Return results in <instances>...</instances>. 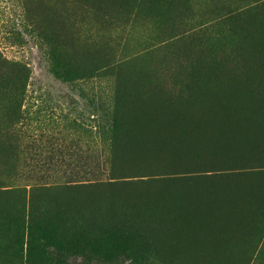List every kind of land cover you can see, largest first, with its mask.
Returning a JSON list of instances; mask_svg holds the SVG:
<instances>
[{
  "label": "rangeland",
  "instance_id": "obj_1",
  "mask_svg": "<svg viewBox=\"0 0 264 264\" xmlns=\"http://www.w3.org/2000/svg\"><path fill=\"white\" fill-rule=\"evenodd\" d=\"M58 1L0 0V54L7 61L17 62L22 65L25 68L23 74L26 77L21 87L18 85L0 86V264H122L120 261L104 262L97 255L100 248L98 247L97 249L96 247L93 249L91 246L89 247V244L92 245L103 234L105 235V232L111 230L127 237V241L124 244L125 247L142 255L141 264H264V149L262 150L264 148V138L261 137L260 140L259 137L261 133L264 136V126L262 122L261 131L259 128L261 124L258 123H261L263 119L248 117L249 120L252 118V121H255H251L254 123L253 128L255 123H258L255 132L252 130L253 128L250 129L248 127L250 124L248 119H246L248 124L245 120H243L245 123L242 121L243 125L250 129V131L245 133H255V135L254 133L251 134V136H254L252 137L253 140L257 131L259 132L257 138H259L260 143L262 140L263 142L258 148V140L256 142V139L253 141L251 136L248 137L250 133L246 135L251 140L245 139L244 142L243 139L246 138L244 131L248 129L242 127L240 122L239 124L236 122L237 124L235 123V125H238L236 128L242 127V130L243 128L245 129L242 131L243 133L240 132L241 128L238 131L245 137L241 138L238 136L240 138L237 142L234 140H238L237 136L232 140L233 136L231 137L226 130L227 126L232 124H226L227 122L224 121L223 124L225 123V125L223 128H219L222 127L221 122H217L221 123L219 124L221 126H216V122L215 124L213 123L217 118L216 116H213V120H208V118H212V108L204 106L205 102H209L213 96H216L215 94L218 91L223 90V85L224 88L226 87L225 84L232 88L235 84V87H237V83H239L241 86L239 88L243 90L244 88L242 87L246 83L244 85L245 92L243 91L242 94H246L248 90L252 93L254 91L253 95L251 92H248V95L246 94L250 99L253 96L258 98L264 93V74H262L264 73L262 72L264 71V0H67L65 7L59 11L60 18H58L56 6ZM25 14L28 15V19H25ZM40 18L48 25V30L52 27L54 28L55 32H51L57 36V41L54 45V51L57 53L56 62H52L49 57L50 48L48 49L43 43L39 42L35 35L28 33L32 25L37 24ZM261 60H263V66L261 65ZM54 67L57 68L58 74L54 73ZM254 67L257 68L254 69ZM257 69L258 71L260 70L261 74L258 73ZM251 70L253 71L251 72ZM254 72H256L255 76L252 77ZM208 74H218L222 80L219 79V76L217 79V77L215 78L216 75L211 77ZM247 74H250L249 77L252 80L251 82L249 79L248 84L243 80L245 79L244 77L248 76ZM259 74L261 79H259ZM204 75L208 76L205 77ZM223 76L227 79L231 77V79L229 81L227 79L223 80ZM203 77L204 79L214 80L208 79L206 81V85L209 87L215 80L216 82L217 80L223 82L221 85L222 82L218 81L220 86L215 82L216 86L213 87L217 91V86H219V90L214 92L212 89V94L215 93L213 96L211 94L207 96L208 92L211 91V87L207 86L206 88V79L204 80ZM255 77L261 82L259 83L258 81V84L253 83V81H257ZM247 78L245 80H248ZM237 80L239 81L237 82ZM241 83L244 84L241 85ZM254 84H261L263 89L259 86L257 87L262 90L256 88ZM136 85L143 88L146 86L147 90L149 89L148 93H157L158 91L162 94H160L161 96L163 94L169 96L173 99V104L176 100L180 101L175 103L176 106L183 105L182 102L187 99L193 101V104L190 101H186L187 105L184 102L182 108L188 112L191 111L190 108L188 110L184 106L190 105L191 108H194L192 105H195V103V109L200 106L199 110L197 109L199 112L197 110L195 112L197 114L201 112L204 114L203 117L206 114V109H208L207 112L210 110L209 112L211 113H207L208 116L211 115L210 117L206 115L208 118L205 119L200 116L202 114H199L197 116L198 118L200 116L201 119L196 117L197 120L192 108L193 111H191L192 114L189 117V123H192L190 121L194 118L195 121H198V124H196L197 122L193 123L195 127H192L194 130L201 127V132L204 133L203 136L199 132L200 130L197 131L196 129L194 133L192 127H185V129H189L188 132L192 131L187 136L191 134L193 135L192 137L191 135L187 137L186 134L182 136L179 131V135L181 134L185 142L181 140V136H179L181 139L178 137V134L176 135L177 137L171 134L177 139L169 135L172 137L171 139H175V141L174 139L172 141L178 142L179 138V141L181 140L180 142L186 144L187 148L190 146V150L183 146L188 150L186 157H184L186 149L184 152V148L181 146L182 143L178 142L179 145L177 143V146H175L176 143L174 144V142L170 141L174 144V147H182L183 151L181 148H178V151L176 150V152H184L181 155L179 153L180 157L176 152L173 153L175 149H173L174 147L172 148V144L169 142L170 139L164 137L168 139L165 143H170L171 147L168 144V146L163 144V147L165 145L164 149H166V152L173 149L170 152L173 153L172 155L179 156L180 158L178 159L180 161L175 160L177 157L173 158L174 156L170 157L173 158L171 160L168 157L171 154L168 153L169 151L167 152L168 154H164L166 152L160 147L162 146V140L158 142L159 139H157L156 143L157 145L161 143L158 146L163 150V153L161 152V154L160 150L158 151L154 146L155 150H153L154 152L151 155L154 157L155 153L161 156L167 155L166 157L164 156V159L166 158L165 161L163 157L161 159L158 157L160 155H156V159L152 160V156L147 155L153 149L151 148L153 146L150 144L151 142H148L149 145L144 142V145H148L147 147L151 146L150 150L142 143H139L142 145V150L138 151V157L133 156V153L137 155L138 148L136 149L135 146L139 147L138 143H136L138 139L133 142L135 137L131 134L134 130L132 108L134 107L133 91L137 87ZM251 85H253L252 87L255 90L252 89ZM201 86L207 92L206 96L205 93H202L206 97V101L204 99L205 102L201 101L203 100V95L201 94L202 97L199 96L200 92H203L201 91ZM228 86L226 88L229 89ZM247 87L249 88L247 89ZM143 88L139 87L135 90H143ZM197 88L198 92L195 91ZM208 88L209 90L207 91L206 89ZM147 90L143 91L146 92ZM191 91H195L196 96L198 95L201 99L195 97V92ZM190 92L191 94L193 93L194 98L190 96ZM223 92L225 91L223 90L219 94ZM261 96H264V94ZM207 97L210 98L207 99ZM195 99L203 102L201 103L203 105L202 108L201 104L197 105L199 103ZM212 99L210 102H212ZM210 104L207 103L206 106L210 107ZM200 109H204V113ZM128 111L130 120L127 115ZM202 118L208 121L205 122ZM199 120L202 121L200 122ZM203 121L205 124L202 123ZM209 121H212V125L210 123L211 127L209 125L210 128L207 126ZM216 121H220V119H216ZM184 123H181V127ZM187 123H185V126ZM199 123L204 126L202 124L199 126ZM233 126L228 128L232 127L231 131H233L235 128ZM202 128L203 131L205 128L206 130L210 129L213 132H208L215 134L207 133L206 130L203 132ZM215 129L218 130L219 135H221L219 137L222 139L218 137ZM223 129L226 131L225 133ZM236 131L237 129L234 130L235 135H237ZM205 132L209 135L206 139L211 138L214 146H205L207 142L205 138H202L205 137ZM221 132L226 134V136H230L228 139L230 138L229 140H232L233 143L236 142L237 146L230 143L231 141L225 135L222 137L223 134ZM198 133H201V138H198ZM184 137H187V139ZM188 138L194 142L192 143V140L190 141ZM214 138L218 139V141L224 138L225 140L223 141L225 143L223 141L219 143L216 139L213 142ZM130 139L131 142L137 145L131 144L129 142ZM200 139H203L206 144H203V140L200 141ZM240 139L244 143L247 140V146L249 147L252 142L257 143V146L254 143L257 148L252 146L255 150L257 149L256 153L254 149H250L251 147L248 152L246 150L248 147L244 148V144L240 148L239 146L241 145H238V143H243ZM186 140L188 141L186 142ZM195 140L202 142L201 144L199 142L196 143L199 146L202 145L200 149L204 148L205 150L202 149V151L204 150L205 153L199 150V146L195 145ZM189 141L190 145L187 144ZM126 142L130 143L129 146L134 150L133 153ZM154 142L155 140L152 143L156 145ZM212 143L208 142L209 145ZM216 144L217 147L215 149ZM221 144L222 148H219ZM131 145L134 147L132 148ZM223 145H227V147L225 146V148ZM158 146L157 148H159ZM166 147H169V149ZM233 147L236 150H240L233 151ZM217 148L218 150L225 148L222 151V154L225 155H222L221 150L218 151ZM242 148L245 150L242 152L245 153H240ZM139 149H141V146ZM194 149L198 150V152ZM227 149L229 150L226 151ZM143 150L150 152L145 153L146 151L143 152ZM252 150L254 152L250 153ZM189 151H191V155ZM229 151L237 152L238 154H233V152L231 154ZM139 152L151 158L147 159L148 157H145V160H142L144 158L140 157L142 154H139ZM197 153L199 155L203 153V155L200 157L198 155L195 159L193 155ZM205 154L209 156L206 155V157ZM192 157L195 160H192ZM157 158H159V161H157ZM84 182L87 184L84 185ZM165 190L168 192H166L167 194H163ZM168 190L172 191V193L179 191L180 195L178 193L176 195V192L174 195L176 197L182 195V202L185 203L183 204L181 199L178 198L180 200V204H178L179 200H176L177 198L173 199L174 195H170ZM155 192H162L160 195L158 194L161 197L154 194ZM147 193L148 195L149 193L150 195H155V197H152L156 199L153 200ZM127 194L129 198L126 196ZM131 194H136V198L132 195L135 200L140 199L138 196L142 197L144 194L146 201L144 198L141 201L146 203L147 200H150L147 203L149 205L146 204L148 210L146 205L144 206L143 203H138L140 200H136L139 205L142 204L145 207L146 210L143 209L149 218L148 221L147 219L144 220L147 216L142 211L143 209L140 208L142 207L141 205L137 204V207L138 209L140 208L139 211L142 209L143 213L140 211L139 214L145 215L144 218L139 214H137L138 217L137 215L135 216L138 211L135 212L134 210L136 207H134L135 201L130 203L133 200L130 199ZM161 194L165 195V197L167 195L169 200H172L170 204L174 203L176 207L178 204L179 208L177 209L180 212L178 213L177 209L172 207L173 205L168 204V199V201L165 200L167 202L165 203L166 205L162 204L167 197L164 198ZM93 195H98L100 200V197L103 199L107 197V200L104 199L106 203L97 199L102 204L95 202V198L98 197ZM89 196H93L91 197V199L94 198V200H91L94 201L92 205H97L96 203H98L97 207L94 205L95 208H92L93 206L89 204ZM157 196L161 199L160 201ZM170 196H172L171 199ZM183 196H185L186 201H183ZM123 197L125 202H129L128 204L131 205L130 210L132 209V213L128 209L130 205H128V208L127 204L125 205L126 207H123V204L119 205L121 199L124 200ZM148 197L154 201V204L157 201L156 205L159 206L151 204V199H147ZM86 198H89L88 202H86ZM231 199H234L239 209H235L236 205L233 206L234 203L230 202ZM84 200L88 206H86ZM173 200H176L177 203ZM79 201L81 202L80 205H78ZM110 201L115 204L118 203L119 208L117 209L115 207L117 205H114L112 207L115 209L112 210L111 205L113 203L110 204ZM221 201L227 202L228 205L224 204L223 206ZM107 202L110 205L107 206ZM229 202L233 204L230 205ZM240 202L243 204L242 208L240 207ZM150 204L152 207H149L151 206ZM216 204H221L225 209L226 207L229 209L231 206L233 213H231V210L229 212L228 209H226V212L222 208L219 209L220 205L217 206ZM74 205H78L79 208L77 206L74 207ZM81 205H84L82 206L83 209H81ZM103 205L107 208L109 217H107V211H104L106 214L101 213ZM163 205L164 207L167 205L170 207L167 206L168 209L165 207L168 212L172 208V210L177 212L172 211L170 214V212L166 211V213L163 212L165 210H162V214ZM246 205L247 208L248 205H250V208L251 205H255L254 209L251 208L254 213L250 211V208H244ZM186 206L191 210L189 212L190 215H193V210L195 211L192 217L188 215ZM87 207V210L92 209L91 216H85L91 214L90 211L87 214L85 210ZM109 207L111 208L110 210ZM182 207V211H186V218L183 217L185 213L183 215L180 214ZM96 208L97 210L99 209V213ZM121 208H126L125 212L127 213L128 211L130 215L135 212V217L133 215L128 217V213L126 216L125 212L123 213L124 210L121 212ZM151 208L154 209L152 210L153 212H151ZM157 208L160 209L162 220L158 216L160 213ZM184 208H186L185 211ZM214 209H216V213H214L217 216L213 213L212 217L207 214L213 212ZM221 209L222 211L220 212ZM79 210H82V212ZM111 210L112 212L120 210L118 211L120 214L110 213ZM238 210H243V212L247 210L248 213L250 211L249 216L251 217H247L246 211L243 215L240 211L237 214ZM155 211L158 212H156L157 215ZM223 211L227 215L229 214V217L221 215ZM235 211L237 212L235 213ZM93 212L94 215H97L94 216ZM147 212L150 214L155 213L151 217L158 216L160 220L155 218L153 220ZM218 212L221 215L220 218L218 217ZM165 213L167 215H164ZM205 213L207 214L206 216ZM104 214L107 217L106 221L103 217ZM111 214L114 216L118 215L120 220L117 219L118 216L115 218ZM121 214H125L124 216L126 217L123 216V218ZM201 214L205 218H203L204 216L200 217ZM230 214H233L232 217H235L236 220L230 217ZM240 214L242 217L238 218L237 216ZM110 215L112 219L108 221L111 218ZM171 215L172 218L176 216L173 221L172 218L171 220L169 219ZM180 215L183 217V221L189 224L184 223ZM122 218L123 221H121ZM166 218L169 219V222L168 220L166 221ZM220 219L228 220L222 222ZM145 221H147V224L149 223L150 228H152L151 225L153 224L151 230H154V232H157L158 229L157 227L154 228V225L158 226L161 221L164 222H161L160 226L167 222L165 225L170 226L169 228L167 227L168 229L171 228L172 223L175 226L178 224L179 228L184 223L185 229L187 225L188 228L184 229L186 235L183 237V243L181 241L184 247L182 252H180H185V254L179 253L180 256L184 255L182 256L184 258L178 256L182 245L180 243L179 246L177 245L180 242L179 240H181L180 237L185 234L181 235L180 233L183 232L181 230L184 227L180 230L176 226L178 230L174 232V225L172 226V228L174 227L173 231L172 229L168 231L165 226L164 228L158 226V232L152 233ZM179 221H182L181 225L178 223ZM58 222L62 224L57 231V235L54 234L53 245L45 246V240L41 237L39 229H43L44 224L50 225ZM31 226L39 228L34 230L32 239L30 237ZM214 227H218L217 230H214ZM149 231L156 237L160 233L163 238L158 236L159 241H155L157 238L154 235L152 237V234H148ZM163 231H166L168 235L165 232L163 233ZM171 231L174 235L176 234L175 236L179 237L176 238L174 236L173 239ZM160 240L161 243H164H162L163 245ZM165 240L171 243V248H169L170 243H167V250L171 249V254H168L170 251L166 252L167 245L165 247V243L167 241ZM217 241L219 246L222 243L225 248L222 246L221 248L218 247ZM209 242L214 245V251L211 249L213 256L214 253H217L215 250L218 248V252H221L223 248L224 253H217L216 255L219 254L220 256L211 257L209 254L210 249H208L209 247L211 248V245L207 247L210 244ZM157 243L159 246L161 244V247H158ZM173 243H177L178 248H176V245L174 248L178 251H174L173 254H178L176 255L178 257L172 255ZM186 243L190 246L186 245ZM197 244L202 246V249H199L200 246H197ZM186 246L189 247L187 248ZM162 247L165 248L162 249ZM185 247L192 250L194 248V251L196 249L202 251L203 248H206L207 250L204 249L203 251H208L209 255L206 256V253L202 251L203 253H201L206 256H203V258L200 251L196 250L197 255L201 254V259L197 258L199 256H195V259L193 254H196V251L192 252L190 250L193 253L191 254L192 259H187L191 252H187L189 255L185 256L187 254L186 251H189L185 250ZM157 248H160L163 252L160 249L156 252ZM183 250L185 251L183 252ZM161 252L162 256L160 255ZM163 257L170 259L168 261L167 258ZM178 258L179 260H177Z\"/></svg>",
  "mask_w": 264,
  "mask_h": 264
},
{
  "label": "bare ground",
  "instance_id": "obj_2",
  "mask_svg": "<svg viewBox=\"0 0 264 264\" xmlns=\"http://www.w3.org/2000/svg\"><path fill=\"white\" fill-rule=\"evenodd\" d=\"M262 61H263V60H261V62H262ZM261 62H260V63H261ZM261 65L263 66V62H262ZM258 66H259V65H258ZM258 66H257V67H258ZM262 66H261V68H262ZM257 67H256V68H257ZM259 67H260V66H259ZM256 68L254 67V69H256ZM252 69H253V68H252ZM258 69H260V68H258ZM258 69H257V71H258ZM252 71H253V70H251V72H252ZM254 71H255V70H254ZM259 71H260V70H259ZM259 71H258V73H260ZM262 72H264V71H262ZM255 73H256V72L252 73V77L255 76ZM206 74H207V73H206ZM209 74H210V73H209ZM209 74H208V75H209ZM250 74H251V73H250ZM250 74H249V75H250ZM253 74H254V75H253ZM260 74H261V73H260ZM260 74H259L258 76H260ZM262 74H264V73H262ZM208 75H204V76L206 77V76H208ZM215 75H216V76H215ZM215 75L213 74V75H209V76H211V77H212V76H215V78L217 77V79H218V76H219V75H218V74H215ZM244 75H245V74H244ZM244 75H243V76H244ZM247 75H248V74H247ZM249 75L246 76V77H248V78H247L248 80H245L246 77H244L245 79H243L244 81L247 82V84L249 83V79H250ZM263 76H264V75H263ZM215 78H214V79H215ZM223 78H224L223 80H226V79H227V78H225L224 76H223ZM203 79H204V77H203ZM205 79H206V80H205ZM205 79H204V80H205V86H206V88H207L208 85H206V81H207L209 78H205ZM219 79L222 80V78H220V76H219ZM229 79H231V77H230ZM229 79H227V80L229 81ZM255 79L257 80L256 77H255ZM255 79H254V80H255ZM259 79H261V76H260ZM259 79H258L257 81H253V83H257V84H258ZM262 79H263V78H262ZM209 80H211V79H209ZM221 80H217V82H216V80H215V82L217 83V85H219V84L222 82ZM250 80H251V79H250ZM211 81H214V80H211ZM218 81H219V82L221 81V82L219 83ZM232 81H233V80H232ZM235 81H236V80H235ZM238 81H239V80H237V82H238ZM215 82H213L214 84L211 82L213 85L211 84V86H210V87H211V89H210L211 91L208 92L207 96H208L209 94H211V95L213 96V95L215 94V93L212 94L213 90H214V92H217V91L219 90V86H220V85L217 86L218 88L216 87V88L218 89L217 91H216L215 87H213V86H216V83H215ZM241 82H242V81H241ZM251 82H252V80H251ZM260 82H261V81H259V83H260ZM203 83H204V82H203ZM218 83H219V84H218ZM225 83L228 84L229 82H225ZM235 83H236V82H235ZM222 84H223V82L221 83V85H222ZM231 84H232V82H231ZM231 84H230V86H231ZM233 84H234V83H233ZM237 84H238L237 87H235V86H236V84H235V86H234V87L232 86V88L225 84L226 87H227V86L229 87V89L225 87L226 90H225V88L223 87V86H224V85H223V86H222V89H223L225 92H223L222 94H221V93L219 94V92L223 91V90L220 89L221 91H218V93L215 94L216 96H213V97H212L213 99L211 98V99H212V102H210L211 99L209 100V102H205V101H206V99H205L206 97H204L203 94L205 93V96H206V93H207V92L204 91V90H205V89H204L205 87H204L203 85H202V86H203L204 88L201 86V91H203V92H200L199 96H201V94L203 93V94H202L203 97L201 96L203 100H201V101L205 102V105H204V106H205L206 108L208 107V108H212V109L214 110V111H213V110L211 109V112L213 111L212 113L209 112L210 110L208 111L209 113L212 114V116L210 115L212 118H208V117H210V116L207 115V113H208L207 110H208V109H206V111H205L206 114H205L204 117H203L204 114H202L201 112L198 113V114L195 112V110H197V109L199 110V108H200L199 105H200L201 103H203V102H200V101H199V100L201 99V97H199L198 95L196 96V92H195V91L198 92V88H199V87H198L196 90L194 89L195 91H191V92H195V94H194L195 97H199V98H200V99L197 98V99H199V100L195 99V100H197L198 103H199V104H197V105L199 106V108L195 109V105H196L195 102H197V101L194 102L195 105H192V104H193V103H192L193 101H191V100H189V99L185 100L184 102H186V101H190V102L192 103L191 105L194 106V108L192 107L194 111L192 110V108H191L190 105H188V106H186V107L184 106V108H188V110H189V108H190V110L193 111V113L195 112V114H196L195 118H196V117L198 118L197 115L202 114V115H200V116H202L203 118H205V119L208 118V120H210V119L213 120V116L215 117L216 115L218 116V114H219V117H220L221 119H222V117H223V121H222L221 119H220L221 121H216V119L219 120V119H218L219 117L216 118V119L213 121L214 124H215V122H216V123H217V122H221V123H222V124H221V123H217L216 126H221V125H222V127H219V128H223V126L225 125V123L223 124V122H224V120H225V121L227 122L226 124H229V123L232 124V125L227 126V129H226V127H224V129H226V130L230 133V136H231V137L233 136V138H231L232 140H233L234 138H236V136H237V137L240 136L241 138H244L245 136H242V135H241V134L243 133L242 131L245 130V129H248V127H250V129H251V128H253L252 126H254V123H252V122H255V121H252V118H251V120L248 119V117H249L250 115H252L251 117L254 116L253 118H256V119H257V117H258L259 119H260V118L263 119V121L261 120V123L258 122L259 124H261V126H259L260 130L262 129V128H261V127H262V122H263V126H264V96H261V95L264 94V93H262L261 95L259 94L260 97H258V98H257V97L255 98L254 96H253V97H254V98H253L252 95L254 94V91H253V93H252L250 90H248V92H251V93H252V95L249 94V96H251L253 99H252V98L250 99V97L247 96V95H248V94H247L248 92L246 93L247 95H246L245 93L242 94V92L244 91V89H243V90L240 89L241 86L239 85V83H237ZM243 84H244V83H243ZM243 84L241 83V85H243ZM245 84H246V83H245ZM245 84H244V85H245ZM250 84H252V83H250ZM250 84H249V85H250ZM257 84H256V85L254 84V86H255L256 88H259V87L262 88L261 84H259V85H257ZM139 85H140V84H139ZM139 85H136V86L138 87ZM244 85H243L242 88H245ZM249 85H248V86H249ZM263 85H264V84H263ZM143 86H145V85H143ZM239 86H240V88H239ZM246 86H247V85H246ZM252 86H253V85H251V87H252ZM257 86H259V87H257ZM137 87H135V89H138L139 87H140V88H143V87H141V86H139L138 88H137ZM145 87H146V86H145ZM145 87H144V88H145ZM208 87H209V86H208ZM210 87H209V88H210ZM212 87H213V88H212ZM144 88H143V90H145V89L147 90V87H146L145 89H144ZM209 88L206 89V90L208 91ZM248 88H249V87H247V89H248ZM260 88H259V89H260ZM263 88H264V87H263ZM263 88H262V89H263ZM135 89H134V91H133V102H134V107L132 108L133 120H134V121H133V125H134V126H133V127H134L133 132L135 131V133L133 134V132H132L131 134L134 135L133 137H135V138H134V141L132 140L133 142H136V141H137V140H136L137 138L139 139L136 143H138L139 147L141 146V149H139V147L135 146V145H137V144H136V143L134 144L133 142H131V139H130L129 142H130L131 144H134V146H135L136 149L138 148V149H137V155H136V153H133L134 150L131 149V147L129 146L130 143H127V142H128V141H127L126 143H127V145L130 147V149H131V151H132V153H133V156L135 155V156L138 157V156H139V155H138V151L142 150V145L139 144V143H142V144L144 145V141H146V142L149 141V140L154 141L155 138H158V139L160 140V138L163 137V135H164L168 130L171 129L170 126L173 128V126H174L173 124H175V123H176V124L179 123V124H177V126H176V125L174 126L175 128H173L174 131H175V129H176V131H175V132L173 131V132H174L175 134L178 133V137L181 136V134H182V136H184L183 134H186V136H187L188 133H191V132H192V131L188 132L189 129L187 130V129H185V126H183V128L181 127V132H182V131H183V132H182V133L180 132L181 134L179 135V132H178L179 128H176V127H180V121H178V120H181V121H182V122H181L182 124H183L184 122H185V123H187V122L189 123V118L187 119V117H190V116H191V115H190V116L188 115L189 113L192 114L191 111H189V113L185 112V114L187 113V114L185 115V117H183V119L185 118V119H184L185 121H184L182 118H180V117H182V116H181L182 114L184 115L183 112L185 111V109L183 110V108H182L183 105H184V102L181 101V102L183 103V105L180 103L182 106L179 104V105L181 106L182 110H183V111H182V110L179 109L180 107H179L178 105H177V107H176V105H174V106L172 105V103H173V99H172V98H170L169 96L166 95V96H167V99H169V100L171 99V100H172V103H169L171 100L169 101V100L164 99V98H166L165 94H163V96H161L162 94L159 93L158 91H157V93L154 92V93H156V94H154V93H148V92H149V89H148L146 92L143 91V90H141V89H139V90H135ZM202 89H203V90H202ZM212 89H213V90H212ZM227 89H228V90H227ZM252 89L255 90V88H253V87H252ZM252 89H251V90H252ZM262 89H260V90H262ZM199 90H200V89H199ZM256 90H258V89H256ZM150 91L153 92L152 90H150ZM246 91H247V90H246ZM263 91H264V89H263ZM191 92H190V96H191L192 98H194V97H193L194 95H193V93L191 94ZM244 92H245V91H244ZM255 92H256V91H255ZM260 92H261V91H260ZM260 92H258V93H260ZM158 93H159V94H158ZM160 94H161V95H160ZM197 94H198V93H197ZM218 94H219V95H218ZM245 95H246V96H245ZM255 95L257 96V94H255ZM259 95H258V96H259ZM164 96H165V97H164ZM187 96H188V95H187ZM190 96H189V97H190ZM163 97H164V98H163ZM209 98H210V97H207V99H209ZM190 99H191V98H190ZM204 99H205V101H204ZM254 99H255V100H254ZM192 100H193V99H192ZM168 101H169V102H168ZM174 101H175V99H174ZM207 101H208V100H207ZM179 102H180V101H177V100H176V101L174 102V104H175V103H179ZM190 102H189V103H190ZM207 103H208V104L211 103V104H210V107H209V106H206ZM185 105H187V102H186ZM202 106H203V105L201 104V108H202ZM178 107H179V108H178ZM198 110H197V111H198ZM200 110H203V113H204V109H200ZM217 111H218V114H217ZM198 112H199V111H198ZM215 112H216V113H215ZM209 113H208V114H209ZM214 113H215V115H213ZM195 114H194V115H195ZM220 114L222 115V117L220 116ZM187 115H188V116H187ZM194 115H192V117H194ZM206 115H207L208 117H207ZM247 115H249V116H247ZM186 116H187V117H186ZM200 116H199V118H200ZM217 116H216V117H217ZM246 116H247V119H248L249 122H248L247 120H245V119H246ZM255 116H256V117H255ZM192 117H191V118H192ZM195 118L192 119V120L190 119V120H191L190 122H192V123H189V126H188V123H187L186 128H188V127H192V126L194 125L193 123H196V122H197L196 124H198V121H197V120H198L199 118H198V119L196 118V119H197L196 121H195ZM203 118H202V120L205 121V119H203ZM200 119H201V118H200ZM186 120H187V122H186ZM202 120H201V121H202ZM208 120H207V121H208ZM243 120H245V122L247 121L248 123H250L251 126H250V124H249L248 127H247L246 125H243V122H244ZM176 121H177V122H176ZM183 121H184V122H183ZM193 121H194V122H193ZM199 121H200V120H199ZM201 121H200V122H201ZM204 121H203L202 123H204ZM207 121H205V122H207ZM242 121H243V122H242ZM251 121H252V122H251ZM258 121H260V120H258ZM236 122H238V124H239V122H240V124L242 125V127H244L245 129L243 128V130H242V127H240V128H241V131H240V128L238 127V128H239V130H238V128H236L238 125H235ZM241 122H242V123H241ZM245 122H244V123H245ZM247 122H246V123H247ZM256 122H257V120H256ZM185 123H184V125H185ZM202 123H201V124H202ZM210 123H211V125H212V121H209V122H208V124H207L208 127H209ZM248 123H247V124H248ZM258 123H255V127L252 129V130H254V132L256 131L255 128H257L256 125H258ZM201 124L199 123V126H200ZM204 124H205V123H204ZM219 124H221V125H219ZM233 124H234V126H233ZM236 124H237V123H236ZM211 125H210V127H211ZM202 126H204V125L202 124ZM207 126H206V127H207ZM213 126H214V125H213ZM230 126H233V127H235V128L237 129V131H236V132H237V135L234 134V130H236V129L234 128V130L231 131V128H232V127H231V128H228V127H230ZM239 126H240V125H239ZM245 126H246V127H245ZM193 127H195V126H193ZM193 127H192V128H193ZM196 127H197V125H196ZM208 127H207V128H208ZM210 127H209V128H210ZM214 127H215V126H214ZM214 127H213V129H214ZM203 128H204V127H203ZM203 128H202V131H203ZM173 129H172V130H173ZM177 129H178V130H177ZM183 129H184V130H183ZM190 129H191V128H190ZM196 129H197V128H196ZM196 129H195V130H196ZM211 129H212V128H211ZM216 129H217V128H216ZM216 129H215V130H216ZM224 129H223V132L225 133L226 131H224ZM229 129H230V130H229ZM232 129H233V128H232ZM250 129H248L247 131H244V133L250 131ZM172 130L168 131V134H169V132H171ZM185 130H186V131H185ZM192 130H194V128H193ZM195 130H194V133H195ZM199 130H200V131H199ZM205 130H206V128H205ZM205 130H204V131H205ZM219 130L222 131L221 129H219ZM258 130H259V129H258ZM184 131H185L186 133H185ZM197 131L201 132V127H200V129H197ZM204 131H203V132H204ZM206 131H207V133H212V132H213V131L210 130V129H209V130H206ZM208 131H212V132H208ZM238 131H240V132H242V133L240 134V132H238ZM261 131H262V130H261ZM261 131H260V133H261ZM215 132H216V134H218V137H219V136L221 137V135H219L220 133H218V130H216ZM228 132H227V133H228ZM231 132H232V133H231ZM254 132H253V133H254ZM161 133H162V134H161ZM171 133H172V132H171ZM194 133H193V134H194ZM201 133H202V132H201ZM201 133H198V134H197V136H198V135L200 136V137L198 136V138H201ZM205 133H206V132H205ZM207 133L205 134V137H202V138H205L207 144L205 143V141H204L203 139H200V141L203 140V144H206L205 146H208V147H209V146H210V147H211V146H214V145H213L214 143H212V139H211L210 137H209L210 139H208V138L206 139V137L209 136V135H207ZM221 133H222V132H221ZM238 133H239V135H238ZM249 133H250V132H249ZM249 133H248V134H249ZM253 133L251 132L250 135H249L248 137H250L251 134H253ZM263 133H264V132H263ZM158 134H161L162 136H161V135H158ZM175 134H174V135H175ZM203 134H204V133H202V136H203ZM213 134H215V133H212V135H213ZM222 134H223V133H222ZM232 134H233V135H232ZM246 134H247V133H245L244 135H246ZM248 134H247V135H248ZM165 135H166V136H164V137H168V139H170L169 142H170V141H171V142H174L175 139H177V138H176V137H177L176 135H175V136H176V137H175V136H172V135L170 134L172 137H175V139L173 138L174 141H172V140H173V139H171L172 137H170L169 135L167 136V134H165ZM189 135H191V134H189ZM189 135H188V136H189ZM224 135L226 136V134H223L222 137H223ZM227 135H229V134H227ZM247 135H246V138L243 139L244 142H245V139H248V138H247ZM254 135H255V133H254ZM257 135H259V132H258V131H257V133H256V136H255L254 140L256 139V140H255L256 142H257V140H258V142H259V144H258L259 147H258V148H260V146H261L260 144L263 142V140H262L261 143H260L259 138H257ZM263 135H264V134H263ZM182 136H181L182 139H181L180 137H179V138L183 141L184 139H183ZM188 136H187V137H188ZM192 136H193V135H191V137H192ZM210 136H211V134H210ZM230 136H226V138L228 139V137H230ZM234 136H235V137H234ZM164 137H163V139L161 138V139H162V146H160L161 143L158 144V145H159L160 147H162L163 149H164V147H165V145H164V147H163V144H166V146H168V145L171 143V142H170V143H168V142L165 143V141H166V140L168 141V139L166 138V139L164 140ZM187 137H184V138L187 139ZM195 137H196V136H195ZM214 137H215V136H214ZM216 137H217V135H216ZM220 137H219V138H220ZM240 137H238V140H237V139H234V140L237 142V141H239V138H240ZM252 137H254V136H253V135L251 136V139L253 140ZM259 137H260V140H261V137L264 138V136H262V133L259 135ZM128 138H131V137H128ZM179 138H178V142L183 144V145L181 144L182 147L185 146L186 144L183 143V142H185V140H184L183 142H180L181 140L179 141ZM196 138H197V137H196ZM196 138H195V139H196ZM263 138H262V139H263ZM188 139H190V138H188ZM215 139H216V138H214L213 142H215ZM220 139H222V138H220ZM220 139H219V141H218V139H216V141L220 143L221 141L225 140V139L223 138V140L220 141ZM229 139H230V138H229ZM229 139H228V140H229ZM251 139L249 138L248 141L251 140ZM140 140H141V141H140ZM156 140H157V139H155V142H154V143L157 142ZM191 140H192V139H190V141H191ZM197 140H199V139H197ZM197 140H195V145H196V146H199V144L197 145V143H196V142H199V141H197ZM208 140H209L210 143H212V144L209 145V144H208V142H209ZM232 140H229V141H231L230 143L234 144V146H235V144H236V146H237V143H236V142L233 143ZM240 140H241V139H240ZM254 140H253V141H254ZM139 141H140V142H139ZM152 141H150L151 143L149 142L151 145H153L152 147H151V146H150V147L153 148V147L155 146L156 149H158V151L160 150V153H161L163 150H161L160 147H159V146L157 145V143H156V145L159 147V148H157V146H156L155 144H153ZM187 141H188V140H186V142H187ZM190 141H189V143H187V144L190 145ZM229 141H227V143H229ZM241 141H242V140H241ZM248 141L246 140V143H244L243 141H242L243 143H241V144L238 143V145H241V146H239V147L241 148L242 145L244 144V145H246V146L243 145V147H244V148H245V147H246V148L248 147V148L246 149V150L248 151L250 147H251L250 149H254L252 146H255V145L257 146V143H255V142H254L255 145H254L253 142H252V144L249 142V144H251V146H250V147L247 146V145H248ZM146 142H145V143H146ZM158 142H159V141H158ZM160 142H161V140H160ZM178 142H174V144L176 143L175 146H177V143H178ZM193 142H194V141L192 140V143H193ZM217 142H216V143H217ZM223 142L225 143V141H223ZM149 143L147 142L146 144L149 145ZM179 143H178V145H179ZM192 143H191V144H192ZM199 143L201 144L202 142H199ZM219 143H217V144L219 145ZM221 143H222V142H221ZM167 144H168V145H167ZM171 144H172V143H171ZM174 144H172V148L174 147ZM217 144L215 145V149H216V147H217ZM148 145H144V146L147 147ZM192 145H194V144H192ZM227 145H228V144H227ZM227 145H225V146L227 147ZM263 145H264V144H263ZM128 146H127V147H128ZM131 146H132V148L134 147L133 145H131ZM144 146H143V149H144ZM181 146H180V147L178 146V148H181V149H182ZM196 146H195V147H196ZM200 146L202 147V145H200ZM200 146H199V150L202 151V149H204V148L200 149ZM205 146L203 145V147H205ZM221 146H222V144L219 146V148H222ZM225 146L223 145V147H225ZM256 146H255V147H256ZM150 147H147V148H149V150H150ZM169 147H170V145H169ZM169 147H166V148L169 149ZM185 147L187 148V146H185ZM195 147H194V148H195ZM226 147H225V148H226ZM228 147L231 148L230 146H228ZM262 147H263V146H262ZM262 147H261V148H262ZM170 148H171V147H170ZM178 148H177V147H174L173 149H175V150H174L173 153H175L176 150L178 151ZM183 148H184V147H183ZM186 148H184V152H185V149H186ZM189 148H190V146H189ZM189 148H187V149H189ZM213 148H214V147H213ZM225 148H223V150H225ZM244 148H242V150L240 151V153H241L242 151H245ZM256 148H257V147H256ZM127 149H128V148H127ZM136 149H135V150H136ZM168 149H167V150H168ZM173 149H172V150H173ZM181 149H180V151H181ZM187 149H186V152H185L186 154H185L184 152H182V153H184V157H186L185 155H187V153H188V152H187V151H188ZM191 149H192V147H191ZM206 149H207V147H206ZM232 149H233V151H234V150H235V151L240 150V149H238V147H237L238 150H236V148L234 149V147H233ZM263 149H264V148H262V150H263ZM146 150H148V149H146ZM146 150H145V151H146ZM153 150H155V148H153V149H152V152H151L150 154H147V155H151V154L154 152ZM172 150H168L169 152L167 151L169 154L171 153L170 156L168 155L169 158H170L171 156H172V157L174 156L173 158H176L177 155H179V153H180V155L182 154L181 152H176L177 155H175V154L172 155L173 153L170 152V151H172ZM189 150H190V149H189ZM194 150H195V149H194ZM204 150H205V149H204ZM204 150H203V151H204ZM207 150H208V149H207ZM210 150H211V149H210ZM212 150H214V149H212ZM217 150H218V148H217ZM217 150H216V151H217ZM219 150H221V149H219ZM219 150H218V151H219ZM223 150L220 151L221 154H222V151H223ZM228 150H229V149H227L226 151H228ZM230 150H231V149H230ZM254 150H255V149H254ZM256 150H257V149H256ZM256 150H255V153H256ZM258 150L261 151L260 149H258ZM128 151H130V150L128 149ZM131 151H130V152H131ZM145 151L143 150V152H145ZM158 151H157V153H158ZM164 151L166 152V149H164ZM182 151H183V149H182ZM191 151H192V150H191ZM191 151H189V152H190V155H191ZM195 151H196V150H195ZM203 151H202V152H203ZM226 151H225V152H226ZM233 151H232V152H233ZM247 151H246V152H247ZM135 152H136V151H135ZM147 152H150V151H146L145 153H147ZM155 152H156V151H155ZM167 152L164 153V154H168ZM193 152H194V151H193ZM193 152H192V154H193ZM196 152H198V150H197ZM213 152H214V151H213ZM229 152H230V151H229ZM232 152H230V153L232 154ZM248 152H249V151H248ZM251 152L253 153L254 151L252 150V151H250V153H251ZM140 153H141V152H139V154H140ZM162 153H163V152H162ZM162 153H161V154H162ZM194 153H195V152H194ZM204 153H205V151H204ZM207 153H211V152H207ZM214 153H215V152H214ZM214 153H213V154H214ZM216 153H217V152H216ZM223 153H224V152H223ZM235 153H237V152H233V154H235ZM242 153H245V152H242ZM258 153H259V152H258ZM258 153H257V154H258ZM260 153L262 154V152H260ZM263 153H264V150H263ZM130 154H131V153H130ZM141 154L144 155V156L140 155L141 158H142V157L144 158V159H142V160H145V157H148L147 159H150V158H151V157L147 156L146 154H143V153H141ZM226 154H227V152H226ZM228 154H229V153H228ZM237 154H238V153H237ZM145 155H146V156H145ZM156 155H157L156 153H155V157L151 155V156H152L151 160H152V159H156ZM158 155H160V154H158ZM158 155H157V156H158ZM180 155H179V156H180ZM198 155H199V153L194 154L193 157L195 156L194 158L196 159V158L198 157ZM201 155H203V153H202ZM201 155H199V157H200ZM206 155H207V154H205V156H206ZM214 155H215V154H214ZM216 155H217V154H216ZM218 155H219V154H218ZM222 155H225V154H222ZM164 156H165V155H164ZM164 156H161V155H160V156H158V157H160V159L163 157V159H164ZM166 156H167V155H166ZM166 156H165V157H166ZM179 156H178L175 160H179L178 158L181 157V156H180V157H179ZM196 156H197V157H196ZM207 156H209V155H207ZM207 156H206V157H207ZM184 157H182V158H184ZM193 157H192V158H193ZM203 157H204V156H203ZM133 158L135 159V157H133ZM173 158H170V159L172 160ZM182 158H181V159H182ZM189 158H190V157H189ZM194 158H193L192 160H195ZM137 159H140V158H137ZM157 159H158L157 161H159V158H157ZM165 159H166V158H165ZM165 159H164V161H165ZM186 159H187V158H186ZM140 160H141V159H140ZM167 160H168V158H167ZM183 160H184V159H183ZM155 161H156V160H155ZM162 161H163V160H162ZM168 161H170V160H168ZM173 161H174V160H173ZM179 161H180V160H179ZM168 191H170V190H168ZM258 191H259V190H258ZM162 192H163V191H162ZM162 192H160V193H162ZM166 192H167V191L165 190L163 194H165ZM175 192H176V195H177V193L180 195L179 191H178V192H177V191H174L173 193H172V191H170L169 193H170V195H171V194L174 195ZM160 193H159V192H157V193L155 192L154 194H156V195L159 194V195H160ZM167 193H168V192H167ZM167 193H166V194H167ZM152 194H153V193H152ZM132 195H134V197H135L136 194H131V197H132V198L130 197V199H133V200H131V201L129 200L130 203H131V202L133 203V202L135 201V202H134V204H135L134 207H135V206L137 207V206L139 205V204H138L139 202L143 203V205L145 206V205L148 203V201H150V200H147V202L145 203V201H146V198H144V197H145V194H144V195L142 194V195H143L142 197L137 195L138 197H140V199H138V200H140V201H138V200L136 199V200L138 201V203H137V201L135 200L136 197L134 198ZM147 195H148V193H147ZM147 195H146V196H147ZM159 195H158V196H159ZM161 195H162V194H161ZM93 196H94V197H96V196L98 197V195H96V196L93 195ZM93 196H89V197H90V201H89V198H88V199L86 198V199H87L86 202L89 201V202H90L89 204H91V206H93L92 208H95V207H94L95 204L92 205V203H93L94 201H91L92 199L94 200V198L91 199V197H93ZM126 196L128 197V194H127ZM129 196H130V194H129ZM148 196H151V197L153 196V197H155V195H150V193H149ZM158 196H157V198H158ZM163 196H164V198L167 197V195H166V197H165V195H162V197H163ZM181 196H182V195H181ZM181 196H180V197H179V196L176 197V196L174 195V196H173V199H174V198H175V199L177 198L176 200H179L178 198L181 199V198H182ZM124 197H125V196H124ZM124 197H123L124 200L121 199L119 205H120V204H121V205L123 204V207H126V206H127V208H128V207H129L128 205H130V204H128L129 202H128L127 197H126V199H127V202H128V203L125 202V198H124ZM138 197H137V198H138ZM153 197H152V199H153ZM159 197H161V196H159ZM171 197H172V196H170V199H171ZM184 197H185V196H183V201H186V199H185ZM100 198H101V200L99 199V197H98V198H95V200L97 199V200H100V201H102V200L104 201V199H106L107 197H104V199H103L102 197H100ZM109 198H110V197H109ZM114 198H115V197H114ZM117 198H120V197H117ZM117 198H116V200L119 201V199H117ZM128 198H129V197H128ZM143 198L145 199V201L142 202L141 200H142ZM149 198H150V197H148L147 199H149ZM164 198H163V199H164ZM213 198H214V197H213ZM213 198H212V199H213ZM150 199H151V198H150ZM152 199H151V204L153 203V205L157 206L156 204H157L158 202L156 201L155 204H154V201H152ZM154 199H156V198H154ZM154 199H153V200H154ZM158 199H159V198H158ZM167 199L169 200V198L167 197L166 199H164V201H163L164 203H162V202H161V203H162V204L167 203V202H165V200H167ZM184 199H185V200H184ZM82 200H83V199H82ZM97 200H96L95 202H98V203H101V204H102V202H99V201H97ZM106 200H107V199H106ZM106 200L104 201L105 203H106ZM109 200H110V199H109ZM111 200H112V198H111ZM116 200H113V201L115 202ZM160 200H161V199H159V201H160ZM168 200H167V201H168ZM176 200H173V201H174L175 203H177ZM227 200H229V199H227ZM232 200H233V201H232ZM80 201H81V200H80ZM80 201H79V204L77 203L78 205H80V203H81ZM123 201H124L125 204L123 203ZM235 201H236V200H235ZM84 202H85V200H84ZM86 202H85V203H86ZM116 202H117V201H116ZM170 202H172V200H169V201H168V204H170ZM181 202H182V199H181ZM187 202H188V200H187ZM221 202H222V201H221ZM230 202H233L234 204H233V203H230ZM230 202H229L230 205H231V204H233V206L236 205L235 202H234V199H231ZM82 203H83V202H82ZM98 203H96V204L98 205ZM107 203H108V202H107ZM111 203H113V202L110 201V204H111ZM144 203H145V204H144ZM149 203H150V202H149ZM182 203L184 204L185 202H182ZM222 203H223V206H224V204H225L226 206L228 205L227 202H225V203L222 202ZM242 203H244V202H242ZM245 203H246V202H245ZM103 204H104V203H103ZM110 204L108 203V204H106V205L108 206V205H110ZM126 204H127V205H126ZM137 204H138V205H137ZM151 204H150V205H151ZM178 204H180V200H179ZM178 204H177V207L175 206L174 203H173V204H170V205H171V206L173 205L172 207L177 209V208H179V207H178ZM183 204H182V205H183ZM248 204H249V202H248ZM252 204H254V203H252ZM78 205H74V207L77 206V208H79ZM84 205H85V204H84ZM84 205H81V209H83L82 206H84ZM97 205H95V206L97 207ZM99 205H100V204H99ZM104 205H105V204H104ZM104 205H103V206H104ZM106 205H105V206H106ZM114 205H117V206H115V207H117V209L119 208V207H118V206H119L118 203H117V204L113 203V205H111L112 210L115 209V208L113 209V207H112V206H114ZM125 205H126V206H125ZM140 205L142 206V207H140V208H142V209L144 208V209H145V207H144L142 204H140ZM140 205H139V206H140ZM147 205H149V204H147ZM147 205H146V208H147ZM165 205H166V204H165ZM186 205H187V204H186ZM216 205H217V204H216ZM216 205H215V207H217V206L220 205L219 209L222 208V209L225 210V212H226V209H228L227 207H226V209H225V207L223 208V206H221V204H218L217 206H216ZM238 205H239V203H238ZM242 205H243V204H241V202H240V207H241ZM86 206H88L87 203H86ZM86 206H85V207H86ZM100 206H101V205H100ZM100 206H99V207H100ZM103 206H102V210H103V211H102V212L100 211L102 214L105 213L104 211H107V208H106L107 206H106V207H105V206L103 207ZM155 206H153V208H155ZM158 206H159V205H158ZM158 206H157V207H158ZM161 206H162V205H161ZM161 206H160V207H161ZM167 206H168V205H167ZM167 206H165V207L167 208ZM179 206H180V205H179ZM184 206H185V205H184ZM184 206H183V207H184ZM254 206H255V205H253V206L251 205V208L254 209ZM74 207H73V208H74ZM89 207H90V206H89ZM99 207H98V208H99ZM121 207H122V206H121ZM123 207H122V208H123ZM132 207H133V204H132ZM136 207L134 208V210H135V212L138 211V213L135 214V212H134L135 216H136L137 214H139V212L142 210V209H141V210L139 211L140 208L138 209V207H137V208H136ZM149 207H152V205L149 206ZM160 207H159V208H160ZM163 207H164V205H163ZM165 207H164V209H161V212H162V210H165V211H163V212H166V211L168 212V210H167L168 208L165 209ZM168 207H169V206H168ZM172 207H171V208H172ZM183 207H182V209H180L181 211L183 210ZM186 207H187V206H186ZM215 207H214V208H215ZM228 207H229V206H228ZM230 207H231V206H230ZM230 207H229L228 210H229V212H230V210H231V213H233V212H232V207H231V209H230ZM237 207H238V206L236 205L235 209H236ZM77 208H76V209H77ZM103 208H106V209H103ZM111 208L109 207V210H110ZM122 208H121L120 210H121V212H122V210H124V211H123V213H124L125 210H126V208H125V209H122ZM130 208H131V205H130V207H129L128 209L130 210ZM153 208H151V212H153V211H152V210H154ZM159 208H157V209H159ZM169 208H170V207H169ZM173 208H172V209H173ZM188 208H189V207H187V209H188ZM241 208H242V207H241ZM241 208H240V210H241ZM244 208H247V205H246V207H244ZM248 208H250V205H248ZM248 208H247V209H248ZM251 208H250V211L252 210ZM74 209H75V208H74ZM84 209H85V208H84ZM87 209H88V207L85 209L86 212H87V214H88V211H90V213H91L92 209H91V210H90V209L87 210ZM99 209H100V208H99ZM99 209L97 210V208H96V211H98V213H99ZM136 209H137V210H136ZM144 209H143L142 211H143L144 214H145L146 211H144ZM149 209H150V208H149ZM172 209H170L171 211L169 210L170 214H171L172 211H176V210H172ZM185 209H186V208H184V211H185ZM187 209H186V211H187V213H189L191 210L188 209V210H189V211H188ZM217 209H218V207H217ZM219 209H218V210H219ZM222 209L220 210V212L222 211ZM235 209H233V210H235ZM237 209H239V208H237ZM100 210H101V209H100ZM112 210L110 211V213L112 212ZM120 210H117V212H115V211H113V212H115V214H117L118 211H120ZM131 210H132V209H131ZM131 210H130L129 212H131ZM134 210H133V211H134ZM145 210H146V209H145ZM147 210H148V208H147ZM228 210H227V211H228ZM240 210H238V212L235 211V213L237 212V214H238ZM79 211L82 212V210H79ZM79 211H78V212H79ZM96 211H94V212H96ZM142 211H141V212H142ZM157 211L159 212L160 209L157 210ZM157 211H155V213H156ZM177 211H178V213L180 212L178 209H177ZM177 211H176V212H177ZM186 211H185V212H186ZM212 211H213V210H212ZM245 211H246V213L248 214V216H247V214H246V216H247L248 218L251 217V216H249V215H250V213H251L252 211H251V212L249 211V213L247 212V210H244V212H245ZM253 211H254V210H253ZM83 212H84V211H83ZM86 212H85V213H86ZM94 212H93V215H94ZM107 212H108V211H107ZM113 212H112V213H113ZM143 212H142V213H143ZM149 212H150V210H149ZM149 212H147V214H148ZM158 212H157V213H158ZM163 212H162V214H163ZM167 212H166V213H167ZM169 212H168V213H169ZM185 212L182 211L180 214L183 215V213H185ZM194 212H195V211L193 210V211H192V214H193V215L195 214ZM214 212L216 213V209H214V211L211 212L210 214H209V213H207V214L211 216L212 213H213V214L215 215ZM225 212L223 211V213H221V215L223 214V215H226L227 217H229V214L227 215ZM229 212H228V213H229ZM244 212H243V210L240 211V213H241L242 215H243ZM79 213H80V212H79ZM123 213H122V214H123ZM127 213H128V211H127ZM127 213L125 212L126 216H127ZM131 213H132V212H131ZM142 213L139 214V215L142 216ZM155 213H154V214H155ZM157 213H156V215H157ZM159 213H160V212H159ZM166 213H165L164 215H167ZM252 213H254V212H252ZM105 214H106V213H105ZM105 214L103 215V217L105 218V221H106V218L109 217V212H108V214H107L108 216L106 215L107 217H105ZM119 214H120V213H118V215H119ZM122 214H121V215H122ZM125 214H124V215H125ZM134 214H131V215H130V213H128V215H129L128 217H132V215H133V217H135ZM144 214H143V215H144ZM149 214H150V213H149ZM149 214H148V215H149ZM154 214H153V213L150 214V218H152L151 215H154ZM162 214L160 213V215H158L159 218H160L161 220H162V218H161V215H162ZM170 214H168V215H170ZM207 214L205 213V216H206ZM241 214H240L239 216H237V217H238V218H239V217H242ZM84 215H85V214H84ZM91 215H92V213L89 214V215H85V216H91ZM96 215H97V214H96ZM96 215H94V216H96ZM98 215L100 216V214H98ZM111 215H113V214H111ZM111 215H110L111 218L108 219V221L112 219V216H111ZM118 215H115V216L113 215V216L116 218ZM124 215H122V217H123ZM145 215H146V214H145ZM145 215H144V216H145ZM156 215H155V216H156ZM164 215H163V216H164ZM173 215H175V214H173ZM181 215H180V216H181ZM188 215H190V213H189ZM193 215H190V216L192 217ZM218 215H219V212H218ZM221 215H219L218 217L220 218ZM230 215H231L230 217L233 216V214H230ZM99 216H98V217H99ZM101 216H102V215H101ZM126 216H124V217H126ZM144 216H142V217L144 218ZM146 216H147V215H146ZM158 216H156L157 218H156V217H153L152 219H153V220H154V218H155V219H158ZM163 216H162V217H163ZM176 216H177V213H176ZM176 216H175V217L173 216V218H172V215H171V217H169V219L171 220V218H172V221H173L174 218H176ZM180 216H178V217H180ZM203 216H204V215H203ZM203 216H202V214H201L200 217H203ZM205 216H204L203 218H205ZM215 216H217V215H215ZM215 216H213V217L215 218ZM234 216H235V215H234ZM246 216H245V218H246ZM114 217H113V219H114ZM124 217H123V218H124ZM137 217H138V215H137ZM164 217H165V216H164ZM167 217H168V216H167ZM181 217H182V216H181ZM183 217L186 218V213L184 214ZM183 217L181 218L182 221H183ZM188 217H189V216H188ZM191 217H190V218H191ZM211 217H212V216H211ZM227 217H226V218H227ZM93 218H94V217H93ZM95 218H96V217H95ZM100 218H101V217H100ZM104 218H102V219H104ZM119 218H120V217L118 216L117 219H119ZM123 218H122L121 221H123ZM143 218H142V219H143ZM185 218H184V219H185ZM223 218H224V216H223ZM232 218H235V217H232ZM232 218H230V219L232 220ZM102 219H101V220H102ZM146 219H147V221H148V219H149L148 216H147V218L145 217L144 220H146ZM160 219H158V220H160ZM169 219L166 218V221L168 220V222H169ZM179 219H180V218H179ZM206 219H207V218H206ZM216 219L218 220V218H216ZM216 219H215V220H216ZM119 220H120V219H119ZM150 220H151V219H150ZM150 220H149V222H150ZM153 220H151V221H153ZM176 220H178V219H176ZM176 220H175V221H176ZM185 220H186V219H185ZM212 220L214 221V219H212ZM212 220H211V221H212ZM220 220H221L222 222H224V221H227L228 219H227V220L220 219ZM235 220H236V218H235ZM237 220H238V219H237ZM147 221H145V223H146ZM156 221H157V220H156ZM164 221H165V219H164ZM164 221H161V222H164ZM182 221H181V222H182ZM138 222H139V221H138ZM153 222H154V221H153ZM153 222H152V223H153ZM157 222H158V221H157ZM161 222H159V225H158L160 228H164V226H165L166 228L168 227V225H165V224H167V222L163 223V224H164V225L162 224L163 226H162V225L160 226V223H161ZM181 222L179 221L178 223H180V225H181ZM183 222H184V221H183ZM228 222H229V221H228ZM154 223H155V222H154ZM170 223H172V222H170ZM184 223L189 224V223H187L186 221H185ZM184 223H182V225H183ZM225 223H227V222H225ZM146 224H147V223H146ZM148 224H149V223H148ZM148 224H147V225H148ZM172 224L174 225V223H172ZM186 224H185V225H186ZM144 225H145V224H144ZM152 225H153V224H152ZM152 225H151V227L153 228ZM156 225H157V224H156ZM173 225H171V228H170V229H172V231H173V229H174V227L172 228ZM182 225H181V228H179V227H178V224H176V226H177L180 230L182 229V227H184V228L181 230V231H183V232H180V230H179V232L181 233V235H182L183 233H185V230L188 228L187 225H186V227H187L186 229H185V226H184V225L182 226ZM158 226H155V225H154V228L157 227V228L159 229ZM174 226H175V225H174ZM176 226H175L174 232H175V230H176V231L178 230V228L176 229ZM238 226H239V224H238ZM144 227H145V226H144ZM147 227H149V225H148ZM169 227H170V226H169ZM169 227H168V228H169ZM145 228H146V227H145ZM152 228L149 227L150 230H151ZM157 228H156V229H157ZM166 228H165V230H166ZM168 228H167V230L169 231L170 229H168ZM214 228H215L214 230H217L218 227H217V228L214 227ZM147 229H148V228H147ZM147 229H145V230H147ZM149 229H148V230H149ZM158 229H157V232H158ZM184 229H185V230H184ZM148 230H147V232H148ZM162 230H163V229H162ZM218 230H219V229H218ZM151 231H152V230H151ZM159 231H160V230H159ZM172 231H171V232H172ZM153 232H154V230L152 231V233H153ZM157 232L155 231L154 233H157ZM160 232H161V231H160ZM164 232H165V234H167L166 231H163V233H164ZM179 232H178V233H179ZM152 233H150V231H149L148 234H152ZM168 233H169V232H168ZM172 233H173V232H172ZM176 233H177V232H176ZM180 233H179V235H180ZM158 234H159L158 236H160V233H158ZM165 234H164V235H165ZM153 235H154V234H152V237H153ZM167 235H168V234H167ZM172 235H173V239H174V236H175L176 234L174 235V233H173ZM177 235H178V234H177ZM181 235H180V236H181ZM184 235H186V233L183 234L182 237H180V239H181V240H179L180 242L177 241L178 239L175 240L176 242H178V244L176 243L178 246H179V243L182 245V248H181V247H180L181 249L179 248L181 251L179 250L178 254H179L180 252H182V249H183V247H184L183 244H182V243H183L182 240H184L183 237H185ZM158 236L156 237V236L154 235V237H156L157 239L155 240V239L153 238V240H155V241L158 240V241H159V237H158ZM169 236H170V235H169ZM169 236H167V237H169ZM152 237H151V238H152ZM164 237L166 238V236H164ZM175 237L177 238V237H179V236H175ZM160 238H163V235H161ZM169 238H170V237H169ZM167 240H168V239H167ZM167 240H165V241H167ZM163 241H164V239H163ZM172 241H173V240H172ZM181 241H182V243H181ZM219 242H220V241H219ZM154 243H156V242H154ZM160 243H161V240H160ZM162 243H163V242H162ZM162 243H161V244H162ZM167 243H168V241L165 243V247H166ZM169 243H170V242H169ZM169 243H168V244H169ZM207 243H208V242H207ZM209 243H210V244H209L207 247H209V246L211 245V242H209ZM215 243H216V242H215ZM161 244H160V246H159L158 243H157L156 245H157L158 247H161ZM163 244H164V243H163ZM163 244H162V245H163ZM173 244H174V245H173ZM173 244H172V249H173L174 246L176 245L175 243H173ZM189 244H190V242H189ZM189 244L186 243V245H189ZM195 244H196V243H195ZM195 244H194V245H195ZM200 244H201V242H200ZM203 244H204V243H203ZM203 244H202V245H203ZM216 244H217L218 247H220V248H221V246H222L223 248H225L224 245H222V243H220L221 246H219L218 241H217ZM170 245H171V243L169 244V246H170ZM177 245H176V248H178ZM184 245H185V244H184ZM198 245H199V244H197V246H198ZM204 245H205V244H204ZM204 245H203V246H204ZM206 245H207V244H206ZM217 245L215 246V249H216ZM189 246H190V245H189ZM189 246H186V247L188 248ZM191 246L194 247L193 244H191ZM197 246H195V247L197 248ZM199 246H200V245H199ZM213 246H214V245H211V248H210V247L208 248V249H210L209 254L211 255V257H214L217 253H219V254H220V253H222V254L224 253V251L222 250L223 248L221 249V252H220V251H219V252L217 251V250L219 249V248H218V249L215 250L217 253H214V256H213V255L211 254V253H213V252H211V249H212V251H214V250H213V249H214ZM165 247H162V249L165 248ZM186 247H185V250H189V251H186V253H187V252L190 253L191 251H192V252H195L196 250H199L200 248L202 249V246H200L199 249H196V248H195V249H196L195 251H194V248H193V250H192V249H186ZM192 247H191V248H192ZM205 247H206V246H205ZM153 248H154V247H153ZM167 248H168V245H167V247H166V252H169V251H170V253H168V254H171V249H170V250H169V249L167 250ZM169 248H171V246H170ZM176 248H174L175 250H174V249L172 250V255H173V256L175 255V254H173V252H174V251H175V252L178 251V250H176ZM154 249H155V248H154ZM157 249H158V248H157ZM159 249H160V248H159ZM159 249H158L156 252H158ZM204 249H206V248H203V250H204ZM155 250H156V249H155ZM160 250H161V249H160ZM185 250H183V252H184ZM190 250H191V251H190ZM203 250H202V251H203ZM206 250H207V249H206ZM206 250L203 251V252H205V253H206V256H207V255H209V254L207 253L208 251L206 252ZM161 251L163 252V250H161ZM199 251H200V250H199ZM199 251H198V252H199ZM202 251H200V253H201ZM222 251H223V252H222ZM162 252H161V254L159 253L161 256H162ZM166 252H165V253H166ZM192 252L190 253V255L187 253L185 256H187V255L191 256V254H193ZM203 252H202V253H203ZM165 253H163V254L165 255ZM202 253H201V254H202ZM205 253H204V254H205ZM166 254H167V253H166ZM168 254H167V255H168ZM178 254H176V255H178ZM180 254H185V252H184V253H180ZM180 254H179L178 256H180ZM198 254H199V253H198ZM201 254L197 255V251H196V254L194 253L193 255H194V257H195V256H199V257H197V258H198V259H201V258H200V257H201ZM219 254H218V255H219ZM222 254H221V255H222ZM164 255H163V256H164ZM167 255H166V256H167ZM176 255H175V257H178V256H176ZM218 255H216L215 257H217ZM169 256H170V255H169ZM169 256H168V257H169ZM173 256H170V257H173ZM182 256H184V255H182ZM182 256H180V257H181V258H184V257H182ZM189 256H187V259H192V256H191V258H189ZM203 256L206 257L205 255L202 254V257H203ZM219 256H220V255H219ZM168 257H166V258H167V260L169 261L170 258H168ZM204 257H203V258H204ZM163 258H165V257H163ZM166 258H165V259H166ZM181 258H180V260H182ZM173 259H174V258H173ZM175 259H176V258H175ZM193 259H194V258H193ZM195 259H196V257H195ZM171 260H172V258H171ZM177 260H179V258H178ZM184 260H185V259H184ZM184 260H183V261H184Z\"/></svg>",
  "mask_w": 264,
  "mask_h": 264
},
{
  "label": "trees",
  "instance_id": "obj_3",
  "mask_svg": "<svg viewBox=\"0 0 264 264\" xmlns=\"http://www.w3.org/2000/svg\"><path fill=\"white\" fill-rule=\"evenodd\" d=\"M66 2H67V0H59L56 3L57 9H58V18H60L59 11L62 8L65 7ZM25 19H28V15H26V14H25ZM47 26L48 25H46L42 21V19L40 18L38 20L37 24L32 25L31 30L28 33H30L31 35H35V37L37 38V40L39 42L43 43L48 49L50 48L49 57L51 58V61L52 62H56V60H57V53H56V51H54V49H55L54 48V45H55V43L57 41L56 40V37L57 36L53 35L52 32H51V31H54V28L52 27L50 30H48ZM24 70H25V68L22 65H20L17 62L7 61L0 54V86L1 87H2V85H5V86H10V85H12V86H15L16 85L17 86L18 85L19 87H21L22 84H23V82H25V78H26L25 77V74H23ZM53 71H54L55 74H58L57 68L54 67V70ZM164 99L168 100L167 98H164ZM169 103H172V102H169ZM172 105L174 106L176 104H173L172 103ZM179 109L182 110L181 107ZM185 112L189 113L187 110H185L183 112L184 115L182 114L181 115L182 117H180V118L183 119V117H185V115L187 114V113L185 114ZM215 113H214V115H215ZM217 114H218V111H217ZM127 115H128L129 120H130L129 111H128ZM188 115L190 116L191 113H189ZM220 116L222 117L221 114H220ZM247 116H249V115H247ZM247 116H246V119H247ZM251 116L252 115H250L249 117H251ZM218 117H219V114H218L217 118ZM188 118L189 117H187V119ZM218 119H221V118L219 117ZM221 120L223 121V117H222ZM178 121H180V127H179V130L178 129L177 130H178V132L179 131L181 132V120H178ZM177 124H179V123H177ZM177 124L175 123L173 125L174 126L175 125L177 126ZM174 126H173V128H175ZM183 126H185V125H183ZM183 126H182V128H183ZM170 128H171L170 130L173 129L171 126H170ZM170 130H168V131H170ZM168 131L165 134H168ZM173 131H174V129L171 131L172 133L169 132L168 135H170V134H173L174 135L175 134L174 132L176 131V129H175L174 132ZM161 134H158V135H161ZM165 134L163 135V137L166 136ZM177 134L178 133H176L175 135H177ZM163 137H161V138L163 139ZM161 138H160V140H162ZM155 139H158V138H155ZM160 140H158V141H160ZM150 141H152V140H149L147 142H150ZM144 142H146V141H144ZM85 184H87V183L84 182V185ZM61 224L62 223H60V222L54 223V224H50V225L49 224H44L43 229H39V228H37L35 226H31V228H30V237L32 239V236H33L32 234H33L34 230H38L39 229V231L41 233L40 234L41 237L45 240V243H46L45 246H47V245H50L51 246V245H53V241L55 240L54 234L57 235V231L60 228ZM105 233L106 234L105 235L103 234L98 239V241H95L94 240L95 242L92 245L89 244V247L91 246L93 249H95L96 247H97V249H98V247L100 248V251L98 250L97 255L99 257H101V259L104 262H111V261H113V262H116V261L119 262L120 261L122 264H141L142 263V255L139 252H136V251L131 250V249H127V247H125L124 244H125V241H127L126 240L127 237L124 234H119V233H116V232H114L112 230L111 231H108V232H105ZM105 236H107V237H105ZM99 241H101V242H99Z\"/></svg>",
  "mask_w": 264,
  "mask_h": 264
}]
</instances>
